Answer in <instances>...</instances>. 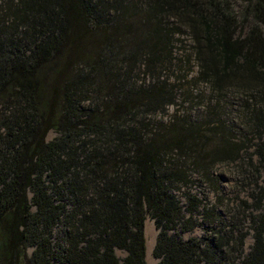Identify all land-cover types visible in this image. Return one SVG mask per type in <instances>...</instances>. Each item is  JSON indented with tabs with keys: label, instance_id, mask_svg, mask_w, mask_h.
<instances>
[{
	"label": "trees",
	"instance_id": "obj_1",
	"mask_svg": "<svg viewBox=\"0 0 264 264\" xmlns=\"http://www.w3.org/2000/svg\"><path fill=\"white\" fill-rule=\"evenodd\" d=\"M184 55L204 104L170 83ZM178 91L202 120L157 123ZM146 217L158 264H264V0L0 6V264H146Z\"/></svg>",
	"mask_w": 264,
	"mask_h": 264
},
{
	"label": "rangeland",
	"instance_id": "obj_2",
	"mask_svg": "<svg viewBox=\"0 0 264 264\" xmlns=\"http://www.w3.org/2000/svg\"><path fill=\"white\" fill-rule=\"evenodd\" d=\"M14 0H0V6H3V4L7 2H12ZM186 37L183 38L184 42H186ZM176 49L178 50V53H181V51H187L188 50V43H183L181 45L176 44ZM186 55V54H185ZM181 59V64L177 65V68H182L184 71L176 70L174 71L173 77H179L182 76L184 78L180 79V83L178 81L171 80V84L176 85V88L179 85H182L181 91L183 92H190V90H193V95L199 96L201 95V102H204L208 98V90L205 86H201L195 82L196 74H197V68L193 61L186 63V56ZM187 72V73H186ZM148 77H145L147 79ZM178 100L176 101L175 105L173 107H170L165 115H160L157 117L156 122H168L173 116H184V118L190 122H195V118L197 117L196 121L202 120V115H199L202 111V105L200 102H197L198 100L195 99L196 97L193 96L192 103L185 102V99L182 95H180V92L178 91ZM235 114V113H234ZM55 137V134L50 132L48 133L46 140L50 141ZM239 171L235 169L233 166H224L217 169L215 172V175L221 180L220 188L221 193L223 194V197L227 198L228 200H234L237 196L240 198H245V193L248 192V188L246 186L248 182V176H238ZM241 173V172H240ZM242 179H245V182H243ZM246 183V184H245ZM191 193L194 195H197L200 199L207 195L208 200L211 203L215 202V197L213 198L212 194L208 192V189L205 188V186H192L190 189ZM178 197V200L181 205L184 204L183 199L179 196L177 193L176 195ZM230 223V221H228ZM205 230V226L199 221L197 226L189 233H179L180 236L187 240L189 238H200L202 236L203 232ZM144 236H145V246H146V253H145V262L146 264H158V260H156L153 257V249L154 245L158 236V231L155 228L154 222L149 218L146 217L145 223H144ZM252 244V241L250 238H247L245 241V250L247 251L250 245ZM116 255L118 257H123V254L120 252H117Z\"/></svg>",
	"mask_w": 264,
	"mask_h": 264
}]
</instances>
